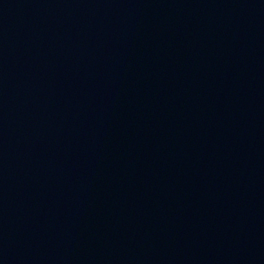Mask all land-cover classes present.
Listing matches in <instances>:
<instances>
[{
	"label": "water",
	"instance_id": "1",
	"mask_svg": "<svg viewBox=\"0 0 264 264\" xmlns=\"http://www.w3.org/2000/svg\"><path fill=\"white\" fill-rule=\"evenodd\" d=\"M0 264H264V0H0Z\"/></svg>",
	"mask_w": 264,
	"mask_h": 264
}]
</instances>
